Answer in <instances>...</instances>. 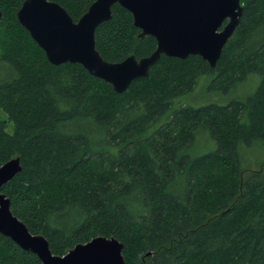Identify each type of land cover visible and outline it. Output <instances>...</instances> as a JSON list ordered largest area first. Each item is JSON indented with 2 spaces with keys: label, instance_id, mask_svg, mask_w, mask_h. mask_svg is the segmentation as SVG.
<instances>
[{
  "label": "trees",
  "instance_id": "trees-1",
  "mask_svg": "<svg viewBox=\"0 0 264 264\" xmlns=\"http://www.w3.org/2000/svg\"><path fill=\"white\" fill-rule=\"evenodd\" d=\"M23 1L0 0V165L23 166L1 189L13 212L56 254L113 235L126 264H264V163L244 166L264 147V0H241L215 66L162 55L122 93L79 63H51L18 20ZM55 1L77 21L94 0ZM140 32L117 3L97 49L149 55L157 40ZM253 76L254 90L225 102ZM202 78L213 101L184 103ZM203 133L216 146L196 153ZM0 264L42 262L0 233Z\"/></svg>",
  "mask_w": 264,
  "mask_h": 264
},
{
  "label": "water",
  "instance_id": "water-1",
  "mask_svg": "<svg viewBox=\"0 0 264 264\" xmlns=\"http://www.w3.org/2000/svg\"><path fill=\"white\" fill-rule=\"evenodd\" d=\"M117 3L132 13L140 37L156 38L157 47L151 54L140 58L130 54L116 62L106 60L97 49L96 31L112 18ZM243 9L241 0H94L76 21L55 0H24L17 17L51 63H79L122 93L134 80L147 78L162 55L181 59L199 55L215 66ZM2 14L0 6V20ZM22 167L21 156L0 165V233L36 254L42 264H126L125 244L113 235H98L77 243L65 254L54 253L48 238L30 230L1 190Z\"/></svg>",
  "mask_w": 264,
  "mask_h": 264
},
{
  "label": "rangeland",
  "instance_id": "rangeland-1",
  "mask_svg": "<svg viewBox=\"0 0 264 264\" xmlns=\"http://www.w3.org/2000/svg\"><path fill=\"white\" fill-rule=\"evenodd\" d=\"M258 81H259L258 76L251 77L250 80H247L246 83L238 87L237 90L228 94L225 102H228L233 98L246 95L250 91L254 90ZM207 85H208V81L205 80V78H202L199 81V84L195 89V91L182 98V101L184 103H188L194 106H200L213 101L214 98L212 96L214 95L207 90ZM213 145L216 146L214 140H212L208 136V134L203 133L200 134V136H198L197 146L195 148V151L196 153H201V152L204 153L209 148H212ZM261 163H264V147L262 145H256L254 146L253 150L249 151L245 156L244 166L256 168L259 167Z\"/></svg>",
  "mask_w": 264,
  "mask_h": 264
}]
</instances>
